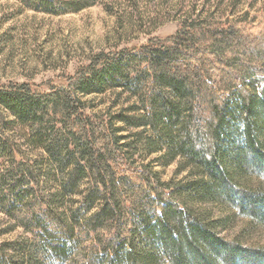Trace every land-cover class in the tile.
Instances as JSON below:
<instances>
[{"label":"trees","instance_id":"obj_1","mask_svg":"<svg viewBox=\"0 0 264 264\" xmlns=\"http://www.w3.org/2000/svg\"><path fill=\"white\" fill-rule=\"evenodd\" d=\"M252 22L185 18L167 37L98 56L67 86L0 87V210L37 200L18 217L25 233L0 245V264H264V247L222 233L235 216L226 208L264 224V188L252 182L264 179V21ZM110 88L117 114L92 112L86 96ZM154 163L176 164L181 178L164 180Z\"/></svg>","mask_w":264,"mask_h":264},{"label":"rangeland","instance_id":"obj_2","mask_svg":"<svg viewBox=\"0 0 264 264\" xmlns=\"http://www.w3.org/2000/svg\"><path fill=\"white\" fill-rule=\"evenodd\" d=\"M38 1L0 0V87L29 83L48 91L51 86H67L70 83L67 77L77 72L89 75L93 66L99 64L98 56L113 59L152 37H167L176 32L179 21L185 18L247 17L257 29H261L264 21V0H96L84 9L61 13L38 8ZM113 89L86 96L92 112L117 114L120 106H113ZM3 117L9 119L6 112ZM7 134L24 147L19 133L7 131ZM24 149L31 159L41 161L36 148ZM5 162L0 158V164ZM154 164L164 180L182 176L175 175L176 164ZM44 173L50 176L51 172ZM252 182L264 188V179L253 177ZM87 183L84 180L75 188V197L86 191ZM35 197L33 192L19 198L12 214L0 210V245L25 233L18 217L36 209ZM209 207L217 215L223 212L218 203ZM224 210L235 215L222 232L226 237L264 247V224L232 208Z\"/></svg>","mask_w":264,"mask_h":264}]
</instances>
